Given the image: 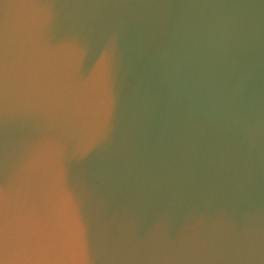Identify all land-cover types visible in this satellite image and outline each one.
I'll return each mask as SVG.
<instances>
[{
  "label": "water",
  "instance_id": "1",
  "mask_svg": "<svg viewBox=\"0 0 264 264\" xmlns=\"http://www.w3.org/2000/svg\"><path fill=\"white\" fill-rule=\"evenodd\" d=\"M0 264H264V0H0Z\"/></svg>",
  "mask_w": 264,
  "mask_h": 264
}]
</instances>
